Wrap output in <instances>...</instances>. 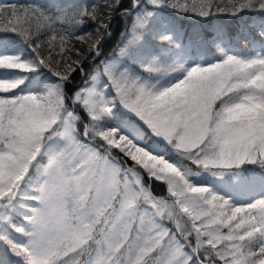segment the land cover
Masks as SVG:
<instances>
[{
  "label": "snow or ice",
  "instance_id": "1",
  "mask_svg": "<svg viewBox=\"0 0 264 264\" xmlns=\"http://www.w3.org/2000/svg\"><path fill=\"white\" fill-rule=\"evenodd\" d=\"M0 264H264V0L0 3Z\"/></svg>",
  "mask_w": 264,
  "mask_h": 264
},
{
  "label": "trees",
  "instance_id": "2",
  "mask_svg": "<svg viewBox=\"0 0 264 264\" xmlns=\"http://www.w3.org/2000/svg\"><path fill=\"white\" fill-rule=\"evenodd\" d=\"M8 2H12V3H17V4H29L32 3V0H0V3H8Z\"/></svg>",
  "mask_w": 264,
  "mask_h": 264
}]
</instances>
